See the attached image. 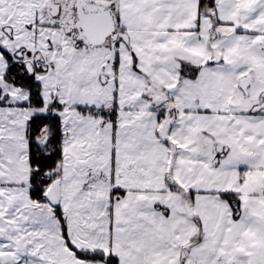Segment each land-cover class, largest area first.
<instances>
[{"label": "snow or ice", "instance_id": "6c2138e0", "mask_svg": "<svg viewBox=\"0 0 264 264\" xmlns=\"http://www.w3.org/2000/svg\"><path fill=\"white\" fill-rule=\"evenodd\" d=\"M0 264H264V0H0Z\"/></svg>", "mask_w": 264, "mask_h": 264}]
</instances>
